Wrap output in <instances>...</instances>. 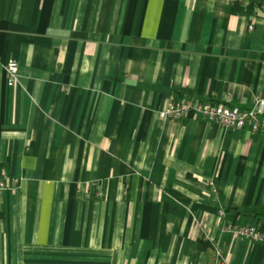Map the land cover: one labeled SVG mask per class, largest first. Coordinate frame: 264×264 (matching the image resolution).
<instances>
[{"label": "crops", "instance_id": "0c3cea01", "mask_svg": "<svg viewBox=\"0 0 264 264\" xmlns=\"http://www.w3.org/2000/svg\"><path fill=\"white\" fill-rule=\"evenodd\" d=\"M248 1L0 0V264H264V136L162 115L264 96Z\"/></svg>", "mask_w": 264, "mask_h": 264}, {"label": "built area", "instance_id": "2783aa9c", "mask_svg": "<svg viewBox=\"0 0 264 264\" xmlns=\"http://www.w3.org/2000/svg\"><path fill=\"white\" fill-rule=\"evenodd\" d=\"M260 18L264 20V7L259 11ZM253 26L249 24L248 30ZM0 67L6 72V84L14 86L19 68L15 61L9 60L4 63L0 60ZM164 117L181 121L186 118L200 116L208 122H214L230 129H243L247 127L253 133H260L264 136V96L256 97L253 107L240 109L237 106L229 105L220 101L201 100L195 101L189 97H175L166 106L162 114ZM0 191L12 189L16 186V181L11 180L4 169L1 170ZM99 198H103V193H98ZM223 216V211H218ZM224 230L233 235L247 239L252 242L264 244V230L257 226H239L233 223H225ZM184 264H224L219 258L211 262H187Z\"/></svg>", "mask_w": 264, "mask_h": 264}, {"label": "trees", "instance_id": "16d2710c", "mask_svg": "<svg viewBox=\"0 0 264 264\" xmlns=\"http://www.w3.org/2000/svg\"><path fill=\"white\" fill-rule=\"evenodd\" d=\"M254 9V4L252 3V1H248L247 5L246 6H240L238 4H233L232 8H231V11L236 13V12H245L246 14H249V15H255L256 12L253 11ZM4 169L7 173V164L5 163H0V173H1V170ZM8 174V173H7ZM0 177H1V174H0ZM258 227V226H257ZM260 228V227H259ZM262 229V228H260ZM263 230V229H262Z\"/></svg>", "mask_w": 264, "mask_h": 264}]
</instances>
